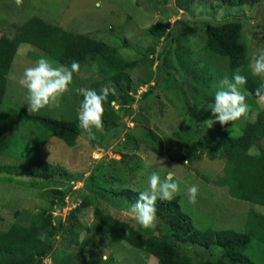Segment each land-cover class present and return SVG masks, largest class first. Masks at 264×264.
I'll return each mask as SVG.
<instances>
[{"label": "rangeland", "instance_id": "374dc122", "mask_svg": "<svg viewBox=\"0 0 264 264\" xmlns=\"http://www.w3.org/2000/svg\"><path fill=\"white\" fill-rule=\"evenodd\" d=\"M33 17L110 44L124 60L134 61L136 66L128 72L130 89L122 92L127 104L122 106L114 102L110 105L121 126L120 134L108 145L114 132L109 126L103 124L99 130L93 129L95 138L91 139L78 121L83 97L76 90L92 89L99 79L96 70L84 68L74 74L73 83L61 97L59 107L48 106L29 113L27 93L18 80L26 66L46 55L29 45L19 46L7 75L0 132L16 137L21 149L35 145L34 140L43 137L38 125L19 119L20 110L74 121L79 136L74 147H68L57 137L49 138L41 147L35 145L39 154L36 161L20 158L16 156L18 152L13 157L0 155V231L12 225H30L35 214L44 209L52 217L60 218L63 225L55 238L52 255L44 261L46 264L65 261L67 264H157L155 257L131 247L103 228L95 221L93 211L97 208L103 214L129 223L141 238L172 243L174 238L162 219L157 218L154 228H143L128 214L131 204L114 193L125 188L140 192L147 187V179L153 171L164 178L175 166H179L174 169V179L180 191L174 197L178 198L181 210L190 217L195 230L243 232L250 210L264 216V190L253 185L251 188L248 182H244L245 188L240 193L230 188L225 184L223 159L211 160L204 155L178 164L155 155L151 151L153 143L144 139L152 130L160 137L163 150L179 149L192 142H203L206 148L220 150L223 142L218 136L219 130L237 137L260 111L264 125V101L257 98L259 110L254 111L242 90L247 96L249 112L235 122L232 134L229 131L231 123L226 126L215 123L211 128L203 124L213 118L207 105L213 101L216 88L225 77H232L228 58L205 50L206 27L225 20L240 21L250 63L252 53L264 46V0L252 7L234 8L223 7L218 0H194L186 11L177 8L176 0H23L19 7L15 0H0V37L12 38L17 27ZM157 22L168 24V30L174 29L179 22L180 35L176 42L169 44L163 60L166 70L175 76L197 105L198 116L194 119L188 115L178 89L157 94L159 85L166 80L159 70L158 55L162 52L163 39L154 43L144 33ZM32 54L37 59L29 58ZM247 71H250L249 64ZM106 86L116 89L110 82L100 88ZM124 107L131 109L130 115H123ZM262 152L264 132L246 156ZM242 178L240 176L239 180ZM193 184L199 186L195 204L187 199V188ZM82 189L86 194L76 199V193ZM179 247L183 255L197 260L223 259L228 264H236L225 256L226 250L218 246L205 249L179 244Z\"/></svg>", "mask_w": 264, "mask_h": 264}, {"label": "trees", "instance_id": "16d2710c", "mask_svg": "<svg viewBox=\"0 0 264 264\" xmlns=\"http://www.w3.org/2000/svg\"><path fill=\"white\" fill-rule=\"evenodd\" d=\"M194 0H176L179 10H188V5ZM223 7L234 8L240 6H254L261 0H218ZM179 22L174 29L168 30V24L157 22L146 28L144 33L157 43L163 39L162 52L158 55L159 70L166 76L159 85L158 92L168 89H178L183 97L186 111L191 118L198 116V108L191 99L187 90L176 80L175 76L166 70L164 56L169 44L176 42L180 31ZM242 24L238 20H225L211 23L206 27L205 50L213 55L228 58L229 73L239 69L247 77V84L241 90L248 96V101L254 111L259 110L255 90L262 81L247 71L249 58L247 47L242 40ZM20 45H29L39 49L43 54L61 64H69L75 60L80 63V71L84 68H94L98 80L93 83L92 89L99 92L100 86L107 82L116 87L115 94H109L104 104L103 124L109 126L114 132L110 135L108 145L115 141L120 134L121 123L115 120V112L110 108L111 103L117 102L122 106L127 104L122 92L130 89L131 80L129 71L134 69V61H126L118 53L116 47L105 42H98L89 35H80L66 31L58 26L50 25L42 19L33 17L17 27L15 36L0 37V126L2 123L3 100L6 94L7 75ZM29 58L37 59L35 55ZM261 112V111H260ZM254 121L246 123L242 134L237 137L229 136L224 130L218 131L223 146L220 150L206 148L203 142H192L179 147V149L161 148L160 137L149 130L144 139L153 143L151 151L170 161L184 164L204 155L214 159H223L225 184L236 192H242L244 182L264 190V152L257 156H246L247 151L254 146L264 132L261 115ZM131 109L124 107L123 115H130ZM22 121L31 122L39 126L42 138L35 139L36 147H41L51 137H57L68 147H74L79 136V128L74 121L54 119L41 115L18 112ZM199 128V127H198ZM35 145L25 146L21 149L14 136H5L0 132V155L20 156L36 161L39 154ZM245 155V157H244ZM35 174V173H34ZM33 175V174H32ZM242 176V181L239 177ZM89 185L86 186L88 189ZM139 191L129 188L115 192L128 203L132 204L138 199ZM264 193V191H263ZM76 199L83 197L86 192L80 190ZM79 197V198H78ZM157 218L162 219L168 232L174 238L172 243L158 241L155 238H141L129 223L121 221L110 215L103 214L100 209H94L96 222L111 232L120 240L127 242L131 247L144 251L157 260V264H228L225 260L202 261L183 255L179 244L198 245L205 249L218 246L226 250L225 256L236 264H264V216L257 211L250 210L243 232L233 230L197 231L194 229L190 217L181 210L178 198L170 201L158 200L156 204ZM54 220L57 222L54 224ZM63 225L60 218H54L46 211L37 212L28 226L12 225L6 231H0V264H46L44 261L52 255L54 241L61 232ZM59 263V264H67ZM58 264V263H57Z\"/></svg>", "mask_w": 264, "mask_h": 264}, {"label": "clouds", "instance_id": "9594fccd", "mask_svg": "<svg viewBox=\"0 0 264 264\" xmlns=\"http://www.w3.org/2000/svg\"><path fill=\"white\" fill-rule=\"evenodd\" d=\"M22 3L23 0H15L18 7L22 6ZM97 6L99 7L100 4L98 3ZM249 69L253 76L264 80V46L252 53ZM79 72L78 61L73 60L70 65H55L46 56L26 66L18 83L26 90L29 113L38 112L48 106L59 107L61 97L69 91L73 83L74 74ZM246 84L247 77L241 74L239 69L233 73L231 79L225 77L216 88L213 101L207 105L213 118L207 119L203 124L211 128L215 123L222 126L231 123L232 127L229 131L232 134L235 122L249 112L246 97L241 92V88ZM76 91L83 97L78 109L79 127L88 134L89 138L94 139L93 129L99 130L103 127L104 104L108 101L110 93L115 94V89L106 86L99 92L88 88H79ZM255 96L264 101V82L256 88ZM176 167L179 166L169 170L164 178L158 171H153L147 179V187L138 193V199L131 204L128 214L143 228L155 227L157 201H170L180 191V185L174 179ZM198 193V185L188 186V202L195 204Z\"/></svg>", "mask_w": 264, "mask_h": 264}, {"label": "crops", "instance_id": "0c3cea01", "mask_svg": "<svg viewBox=\"0 0 264 264\" xmlns=\"http://www.w3.org/2000/svg\"><path fill=\"white\" fill-rule=\"evenodd\" d=\"M6 90H7V86H6Z\"/></svg>", "mask_w": 264, "mask_h": 264}]
</instances>
